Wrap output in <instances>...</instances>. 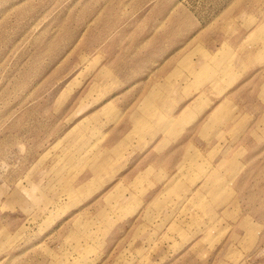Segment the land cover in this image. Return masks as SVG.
<instances>
[{"label":"rangeland","instance_id":"374dc122","mask_svg":"<svg viewBox=\"0 0 264 264\" xmlns=\"http://www.w3.org/2000/svg\"><path fill=\"white\" fill-rule=\"evenodd\" d=\"M0 264H264V0H0Z\"/></svg>","mask_w":264,"mask_h":264},{"label":"bare ground","instance_id":"6f19581e","mask_svg":"<svg viewBox=\"0 0 264 264\" xmlns=\"http://www.w3.org/2000/svg\"><path fill=\"white\" fill-rule=\"evenodd\" d=\"M155 91V90H154ZM156 91H158V90H156ZM152 92V91H151ZM154 94V93H153ZM152 100H153V98L151 97V96H147V97H145L144 98V102L143 103H141L140 105H139V107H140V109H142V110H148V108H149V105L152 103ZM193 101V100H192ZM191 101V102H192ZM189 103V104H186L183 108H182V113H184V114H188L189 112H191V113H195L194 112V107H195V104H193V103ZM196 103H198V102H196ZM198 108V107H197ZM225 111V107H224V105L223 104H221L219 107H217L216 109H215V111H214V113H213V116H218L220 113L222 114L223 112ZM190 116V115H189ZM130 118L132 119V120H141L142 119V116L140 115V114H138L137 113V111H133V113L131 114V116H130Z\"/></svg>","mask_w":264,"mask_h":264}]
</instances>
